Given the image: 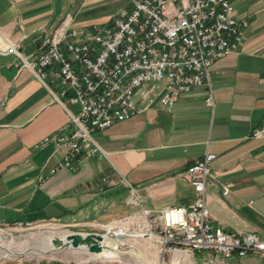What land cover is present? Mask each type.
<instances>
[{
	"label": "crops",
	"instance_id": "crops-1",
	"mask_svg": "<svg viewBox=\"0 0 264 264\" xmlns=\"http://www.w3.org/2000/svg\"><path fill=\"white\" fill-rule=\"evenodd\" d=\"M233 1L249 26L240 49L214 64L210 85L193 88L172 107L156 99L133 118L94 132L103 154L61 167L64 149L53 137L73 125L51 91L60 84L49 71L50 90L20 66V56L39 51L67 15L75 28L112 24L131 2L0 0V224H105L132 213L126 212L132 188L155 212L185 205L195 197L185 171L214 153L206 185L213 223L264 236V137L250 136L264 124V0Z\"/></svg>",
	"mask_w": 264,
	"mask_h": 264
},
{
	"label": "built area",
	"instance_id": "built-area-1",
	"mask_svg": "<svg viewBox=\"0 0 264 264\" xmlns=\"http://www.w3.org/2000/svg\"><path fill=\"white\" fill-rule=\"evenodd\" d=\"M130 2L131 9H121L112 24L75 28L67 15L39 51L20 56V66L31 69L50 90L49 71L52 81L60 84L58 92L51 91L73 125L71 133L53 137L64 149L61 167H71L81 156L103 154L94 132L133 118L156 99L172 107L193 88L210 85L214 64L240 49L249 26L247 19L237 17L233 0ZM9 50L19 54L17 47ZM206 101L214 105L211 93ZM250 136L264 137V124ZM215 158L207 153L185 171L195 192L188 204L155 212L142 206L132 188L128 203L141 208L123 219H133L141 234L158 241L164 251L210 253L206 264H233V257L264 259L262 234L229 232L212 221L206 185Z\"/></svg>",
	"mask_w": 264,
	"mask_h": 264
},
{
	"label": "rangeland",
	"instance_id": "rangeland-1",
	"mask_svg": "<svg viewBox=\"0 0 264 264\" xmlns=\"http://www.w3.org/2000/svg\"><path fill=\"white\" fill-rule=\"evenodd\" d=\"M137 209H139L138 206L128 204L126 212L132 213L97 226L73 227L55 221L34 222L32 226L0 224V264H66L68 262L87 264H206L211 257L210 253L187 255L180 251H164L158 241L143 236L140 226L133 219H123L137 212ZM107 224L123 227L126 233L122 238L112 236L108 239V244L114 247V250L104 249L101 252H96V254L86 250L80 251V249L69 248L49 254H43L38 250L27 251L30 248L43 247L46 239L53 236L71 233L106 234L107 227L102 225ZM230 262L233 264H264V259L257 256H247L243 259L233 257Z\"/></svg>",
	"mask_w": 264,
	"mask_h": 264
},
{
	"label": "bare ground",
	"instance_id": "bare-ground-1",
	"mask_svg": "<svg viewBox=\"0 0 264 264\" xmlns=\"http://www.w3.org/2000/svg\"><path fill=\"white\" fill-rule=\"evenodd\" d=\"M107 227L106 234H97L96 240L92 241L89 238L88 233H71L68 235L62 236H53L46 239L45 245L41 248H30L26 249L28 252L38 250L43 254L54 253L63 249H80L86 250L92 253L101 252L104 249L114 250L115 248L108 244V239L112 236H116L117 238H122L125 236V231L123 227L120 226H109L104 225ZM1 236V235H0ZM96 247V248H93ZM182 254H186L181 252ZM99 255V254H98ZM188 255V254H187Z\"/></svg>",
	"mask_w": 264,
	"mask_h": 264
},
{
	"label": "water",
	"instance_id": "water-1",
	"mask_svg": "<svg viewBox=\"0 0 264 264\" xmlns=\"http://www.w3.org/2000/svg\"><path fill=\"white\" fill-rule=\"evenodd\" d=\"M96 235H97V234H94V233L89 234V238H90L92 241H95V240H96ZM92 238H95V239L93 240ZM93 248H96V247H93Z\"/></svg>",
	"mask_w": 264,
	"mask_h": 264
}]
</instances>
